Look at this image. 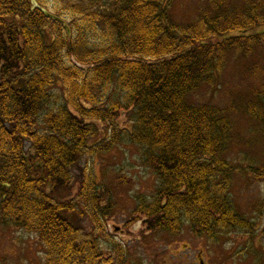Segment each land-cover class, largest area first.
Here are the masks:
<instances>
[{"label": "trees", "instance_id": "obj_1", "mask_svg": "<svg viewBox=\"0 0 264 264\" xmlns=\"http://www.w3.org/2000/svg\"><path fill=\"white\" fill-rule=\"evenodd\" d=\"M172 1L0 0V224L35 235L42 264L125 263L120 243L111 255L94 235L107 237L113 203L83 165L125 142L157 178L135 200L149 233L255 236L230 197L240 169L228 151L236 115L264 125V33H252L264 0H205L188 22L172 18ZM254 53L246 72L261 84L244 101H190ZM243 169L264 180V163ZM79 204L94 225L86 238Z\"/></svg>", "mask_w": 264, "mask_h": 264}, {"label": "rangeland", "instance_id": "obj_2", "mask_svg": "<svg viewBox=\"0 0 264 264\" xmlns=\"http://www.w3.org/2000/svg\"><path fill=\"white\" fill-rule=\"evenodd\" d=\"M204 4L205 0H173L170 12L175 21L188 22ZM252 33H264V24ZM250 57L247 61L231 58L215 76L214 84L202 85L189 96L190 101L209 102L221 107L232 101L240 104L250 95V89L261 84H257L258 81L246 72L248 66L257 61L255 53ZM118 123L129 128L127 114L123 113ZM99 127L103 129V126ZM103 132L99 138L103 137ZM231 142L228 158L240 170L234 176L230 197L242 214L255 220L253 240L246 233L232 232L211 242L195 236L188 228L175 237L162 232L149 233L143 224L144 216L134 214L135 200L141 194L151 195L157 178L141 162L140 147L129 142L83 162V165L89 164L94 174L103 195L102 204H106L109 198L113 208L112 214L104 220L107 237H102L94 233L88 211L79 204L82 215L75 224L80 235L83 237L93 232L101 239L104 248L111 247L107 250L111 255L114 245L109 243H120L126 256L124 264H264V180H256L248 170L243 169L249 165L261 167L264 163V125L236 115ZM77 189L78 183H75L74 195ZM43 261L44 247L35 235L0 224V263L42 264Z\"/></svg>", "mask_w": 264, "mask_h": 264}]
</instances>
